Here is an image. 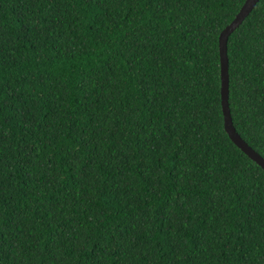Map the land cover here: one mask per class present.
I'll return each instance as SVG.
<instances>
[{
	"label": "trees",
	"instance_id": "trees-1",
	"mask_svg": "<svg viewBox=\"0 0 264 264\" xmlns=\"http://www.w3.org/2000/svg\"><path fill=\"white\" fill-rule=\"evenodd\" d=\"M244 1L0 0V264H264ZM227 55L264 158V0Z\"/></svg>",
	"mask_w": 264,
	"mask_h": 264
},
{
	"label": "water",
	"instance_id": "water-1",
	"mask_svg": "<svg viewBox=\"0 0 264 264\" xmlns=\"http://www.w3.org/2000/svg\"><path fill=\"white\" fill-rule=\"evenodd\" d=\"M259 0H245L233 20L220 32L218 45L220 55L221 106L224 116V128L232 140L248 157L264 169V158L257 153L236 131L229 108V73L227 43L229 35L244 21Z\"/></svg>",
	"mask_w": 264,
	"mask_h": 264
},
{
	"label": "clouds",
	"instance_id": "clouds-1",
	"mask_svg": "<svg viewBox=\"0 0 264 264\" xmlns=\"http://www.w3.org/2000/svg\"><path fill=\"white\" fill-rule=\"evenodd\" d=\"M259 2V1H258Z\"/></svg>",
	"mask_w": 264,
	"mask_h": 264
}]
</instances>
